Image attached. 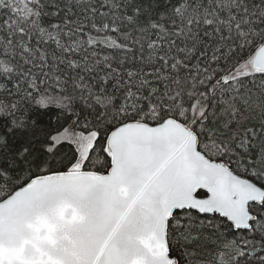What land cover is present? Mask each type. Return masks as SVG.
Here are the masks:
<instances>
[{
	"label": "snow or ice",
	"instance_id": "obj_1",
	"mask_svg": "<svg viewBox=\"0 0 264 264\" xmlns=\"http://www.w3.org/2000/svg\"><path fill=\"white\" fill-rule=\"evenodd\" d=\"M0 264H264V0H0Z\"/></svg>",
	"mask_w": 264,
	"mask_h": 264
}]
</instances>
